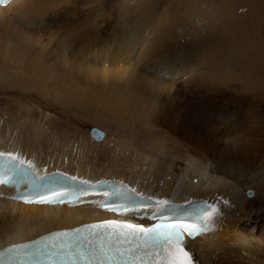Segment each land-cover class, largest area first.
Wrapping results in <instances>:
<instances>
[{
	"label": "bare ground",
	"instance_id": "6f19581e",
	"mask_svg": "<svg viewBox=\"0 0 264 264\" xmlns=\"http://www.w3.org/2000/svg\"><path fill=\"white\" fill-rule=\"evenodd\" d=\"M217 1L11 0L0 6V69L13 68L31 88L75 103L85 112L97 111L112 126L131 124L146 139L142 143L151 146L148 150L138 148L129 157L113 149H103L101 155L93 149L88 153L87 141L56 132L44 141L43 132H39L42 127L35 125L34 117L27 115L16 123L17 118L10 115L8 120H0V149L18 154L41 170L64 168L85 177H114L164 199L209 198L218 206L214 228L188 242L198 263L264 264V116L249 111L248 119L239 122L240 117L227 107H220L223 115L213 108L218 140H228V147L222 156L215 153L205 159L199 156L203 153L193 150L190 152L199 155L182 159L180 154L173 156L152 132L154 125L150 123L156 119L152 113L158 100L153 104L143 98L150 92L163 95L166 87H170L168 93L173 88L179 94V83L184 82L191 94L207 92L211 105L230 103L235 108L233 100L227 98V87L233 84L243 86L241 91L251 89L250 103L260 99L248 80L260 79L261 66L257 59L249 60L246 40L239 49L242 60L239 53L234 54L236 46L231 40L237 39L234 28L239 25L233 19L227 21L230 15L221 8L226 0L220 5ZM231 7L234 14L233 3ZM167 44L173 47L172 53L165 50ZM129 55L133 63L124 61ZM138 69L143 72L139 76L142 86L133 80L138 78ZM107 71L120 72L127 83L117 82ZM243 103H236L240 113L245 112ZM229 128L233 132L226 134ZM97 145L92 144L94 149ZM171 166L178 172H169ZM252 190L256 192L253 197L247 193ZM108 217L91 206H40L0 197V247Z\"/></svg>",
	"mask_w": 264,
	"mask_h": 264
},
{
	"label": "rangeland",
	"instance_id": "374dc122",
	"mask_svg": "<svg viewBox=\"0 0 264 264\" xmlns=\"http://www.w3.org/2000/svg\"><path fill=\"white\" fill-rule=\"evenodd\" d=\"M222 2L223 0H218L216 4L220 5L222 4ZM231 3H233L234 5V14H232L233 9L231 7ZM102 4L104 5V3ZM221 8H225L228 14L230 15V17L235 15L232 18L228 16L229 19L226 18L227 21H231V19H233L239 25V28L237 27L234 28L238 30L236 35V38L238 40L237 39L231 40L233 44L235 43L234 46H236L234 48V54L239 53L241 44H244V41L246 40L248 44L246 53L249 60H251L252 58H254V60L257 59L259 65L261 66L259 71L261 73L259 76L260 79L256 81L253 80L252 83L251 79L248 76H246L245 78L246 80L250 79L248 80V83L250 84L249 86L253 88L256 87L255 89L259 92L260 99L258 98V100L257 99L252 100L253 103L255 100H257L255 101L256 102L255 105L253 103H250L247 100V98L252 95V94L249 95V93H253L252 91L250 92L251 89H247V87H245L247 90L242 89L241 91L240 89L243 86L241 87V85L236 86L235 84H233L230 88L227 87V92L229 94L227 98H231L233 100V106H235V108L230 106V103L228 104L223 103L224 106L220 102H217V104L213 103V105H211L210 102L211 99L210 97H208L207 92L203 90L201 91L196 90L194 93H192L193 95L194 94L195 95L192 96L191 92H188L187 89L183 87L184 82L179 83L180 84L179 90L183 87L180 91L178 90L179 94H177V92L173 88L172 90L174 92L170 90L171 93L170 92L168 93L170 87H166L165 88L166 92L163 91V95L162 92H160L161 94L157 93V95L154 93L152 94V92H150L151 94H148V96L144 95L143 98L146 97V100L150 103L151 102L153 103L158 100L155 104L156 110L154 111V113H152V117L154 114L155 116L154 119L155 118L156 119L154 122L151 121L150 123V126L154 125L152 131L154 136H157L156 138H160L161 140H163V142L169 147V151L171 152V154H173V156L176 155L178 157L180 154L181 156L179 157L180 158L182 157V159H186V157L188 158V156L190 157L193 155L198 156L200 153H203L202 155L204 156L202 155L199 156L205 159H208L211 155H215V153H216L215 156H222L221 154L223 149L227 145H229L228 140H221V139L218 140L219 136H217L216 134L217 121H214L212 118L213 108L219 110L221 112L219 114H222V109H220V107L221 108L227 107L226 108L227 111H232L233 115L237 114L240 117L239 122L241 121L243 122L248 119L247 114L249 111H250L249 113L259 112L260 114L259 116H264V0H226V6L221 5ZM213 12L214 11L210 9L211 17L213 16L212 15ZM241 13L242 15H240ZM218 24L222 25L221 23ZM31 25H29V29ZM48 32L49 31H47V33ZM178 35H183V34L178 33ZM166 48L171 50L169 52L171 53L173 52V47L170 46V44H167L165 46V50H168ZM241 51L245 52V50L243 49ZM131 57L132 56L129 55L128 60L124 59V61L128 63L131 61V63H133ZM239 58L240 60H242V55H240ZM148 59L152 60L153 58L148 57ZM188 61L190 63L192 62V60H188ZM111 66L113 67L115 66L114 68H116L119 65L112 64ZM162 71L165 70L163 69ZM107 72L110 74L111 78L116 80L117 82H126V79L124 77L121 78L120 72H113V71H107ZM15 73L16 71L13 68L10 70L8 69L6 70L5 68L0 69V120H4V118L5 120L6 119L8 120V118H10L11 115V119L12 118L14 119V117L17 119L20 118L18 119V121L17 119L14 121L16 123H21L22 120L25 118V116L31 115L32 117H30V119L34 117L33 119H35L36 122L35 125L42 127L40 128L39 132L41 131L43 132L41 133L43 134L42 139L44 141L47 140L46 136L49 137V135L54 134L56 132L60 136H66V137L69 136L73 138L72 140H79V141L83 140L81 142L87 141L88 145L85 148V152L88 153H92L91 150L93 149L92 150L93 153L98 152L101 155V152H104L103 149H105V152L109 151L110 149H113V152L115 150L116 151L115 153L129 157L132 155L133 151L138 148L145 147V149L148 150L151 147L148 145L146 146L142 143V142H146L145 141L146 139L143 136H140V133L137 130H135L131 124L124 123L123 126L121 125L112 126L110 122H108L107 118L105 116L100 115L99 112L97 111L85 112L84 110L81 109V107L75 106V103L72 102L65 103V101L61 100V98L56 95H45L40 91L36 90L35 88H31V86L26 85L25 79L23 77L16 75ZM142 73H143L142 70L138 69L136 70V74L138 75V78L135 79L133 77V80H136L135 82L139 86H142L141 78L139 77V76H143ZM236 74L238 79L240 74L238 72H236ZM186 78L187 76H184L183 78L184 81H186ZM137 79L139 81H137ZM228 79L231 78L229 77ZM252 79H256V78L253 77ZM152 95L154 96V98ZM166 98L170 99V101L171 99L174 100L173 103L172 101L170 102ZM164 100L167 105L163 103ZM239 100L245 103V104L243 103L244 107L242 105L243 112L245 111L244 113H240L239 106H236V103ZM160 103L161 104L163 103L162 106ZM207 103L209 105H207ZM150 108H152V105H150ZM27 111L31 113L29 114ZM19 114H23L24 116L22 115L21 118ZM201 121L203 122L200 123ZM35 125H31V126H35ZM144 126L146 125L144 124ZM209 127L211 128L208 129ZM93 128H98L99 130L103 131L105 133V139H103L102 141L95 140L93 137V131H92ZM229 130L230 131L227 132L226 134L233 132L232 129L229 128ZM211 137H213L215 140L213 138L211 139ZM262 139L264 141V137ZM211 140H213L214 142L217 140L216 141L217 145L216 143L214 144V142H212ZM93 143H97L100 146L97 145V147L94 149V147L92 146ZM219 143H221V146ZM119 144L123 145L124 147L123 149L125 151L124 150L120 151ZM160 146H155V147L152 146V147L155 148L156 150H160L162 148V147L160 148ZM214 146L216 149L212 148L213 150H211V147ZM101 147L102 150L99 149ZM195 148L198 150V152L197 150H195ZM184 149L186 150L190 149V150L186 151ZM214 149L215 151L216 150L217 151L214 152ZM193 150L195 151L194 153H199V152L200 153L199 154L191 153L190 151L193 152ZM211 151H213L212 153L214 154L210 153ZM263 153L264 151L262 152V154ZM169 172L171 173L178 172V170L175 166L173 167L171 166L169 168ZM255 195L256 192L252 190L251 196L253 197ZM253 226L257 228L259 225H253Z\"/></svg>",
	"mask_w": 264,
	"mask_h": 264
},
{
	"label": "snow or ice",
	"instance_id": "6c2138e0",
	"mask_svg": "<svg viewBox=\"0 0 264 264\" xmlns=\"http://www.w3.org/2000/svg\"><path fill=\"white\" fill-rule=\"evenodd\" d=\"M5 2L6 0H0V3ZM3 155L0 153V156ZM9 158L15 159L11 157V154ZM16 163L23 164V161H16ZM60 179L55 175L38 177L34 178V183L41 186L48 180L58 184ZM3 182L0 180V183ZM48 191L49 198H55V192L52 189ZM130 192L133 195L121 193V198L126 202L121 204L119 209L111 208L106 202L101 206L111 211L122 212H128L130 208L148 206L145 203L136 202L134 197H140V193H137L135 189H130ZM23 198L28 200L27 196ZM41 202L45 201L42 199ZM160 205L165 206L161 209L164 211L168 202L156 201L158 208ZM215 211L216 209L211 205L201 209L197 223L175 221L165 226L161 222L152 227H145L143 224L108 220L84 225L72 230L56 232L27 244L12 245L0 252V264H40L37 258H43L45 255L49 257L48 264H193L192 257L183 246L184 233L194 236L207 230V225L211 222L209 213ZM13 256L16 259H13ZM22 257H28V259Z\"/></svg>",
	"mask_w": 264,
	"mask_h": 264
},
{
	"label": "water",
	"instance_id": "95a60500",
	"mask_svg": "<svg viewBox=\"0 0 264 264\" xmlns=\"http://www.w3.org/2000/svg\"><path fill=\"white\" fill-rule=\"evenodd\" d=\"M92 131H93V136L94 137H97L99 140H102L103 139L102 138L103 135H104V132L103 131L99 130L98 128H94V129H92ZM248 194L251 195L252 194V191H249Z\"/></svg>",
	"mask_w": 264,
	"mask_h": 264
}]
</instances>
